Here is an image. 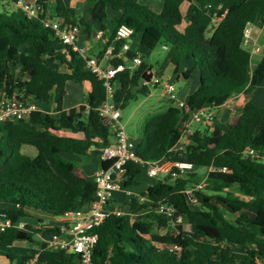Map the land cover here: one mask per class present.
I'll return each mask as SVG.
<instances>
[{
	"label": "trees",
	"instance_id": "trees-1",
	"mask_svg": "<svg viewBox=\"0 0 264 264\" xmlns=\"http://www.w3.org/2000/svg\"><path fill=\"white\" fill-rule=\"evenodd\" d=\"M17 1L0 3V99L5 94L53 102L54 107L50 114L37 110L27 120L0 123V215L12 222L31 218L28 212L57 218L85 210L96 185L62 154L77 156L85 165L93 150L111 145L114 137L111 124L97 113L106 96L102 81L44 22L78 25L86 35L89 26L62 0H53V14L48 13L50 0H35L39 11L34 18H28ZM146 1L86 0L90 8L100 2L110 12L113 34L119 26L130 28L131 39L139 37L146 50L153 51L157 45L173 50L174 74L182 60H190L199 78L182 107L169 101L164 110L143 118L134 147L137 161L124 166L122 187H135L142 164L159 160L188 162L208 171L203 188L195 192L196 207H190L184 196L196 181L194 173L155 183L127 201L109 199L105 209L112 214L94 229L98 239L92 264H255L256 258L264 260V107L249 99L235 120L205 123L192 130L181 151L172 149L194 111L208 107L215 112L234 94L252 96L264 82V57L251 69L250 50L242 45L246 24H264V0H163L159 12ZM104 16L100 13L98 19ZM133 56L127 53L128 59ZM110 62L125 64L116 58ZM148 67L142 60L139 67L113 79L118 84L112 98L117 109L122 111L157 88L142 80ZM68 82L89 87L78 109H63ZM62 131L80 137L57 134ZM23 146L34 147L36 156L22 154ZM101 166L107 169L109 163ZM221 206L234 216L227 218ZM167 208L172 215L165 212ZM131 216L137 218L133 225ZM39 225L0 232V257L17 258L11 247L17 242L32 244L41 232ZM138 226L147 233L137 232ZM51 232L58 234V229ZM20 258L23 264L28 260ZM34 262L81 264L76 253L45 249Z\"/></svg>",
	"mask_w": 264,
	"mask_h": 264
},
{
	"label": "built area",
	"instance_id": "built-area-1",
	"mask_svg": "<svg viewBox=\"0 0 264 264\" xmlns=\"http://www.w3.org/2000/svg\"><path fill=\"white\" fill-rule=\"evenodd\" d=\"M16 5L28 18H34L38 14L39 6L36 4L35 0H18ZM44 26L51 28L62 44L70 46L74 53L80 55L84 60L85 69L102 81L106 96L105 101L98 107L97 113L102 119H108V123L111 124L114 132V142L101 149V153L98 155L100 163L106 162L109 163V166L107 169H100L94 177L93 181L96 185V190L93 201L83 211L65 212L62 216L58 217L57 219L61 226L58 229V234H52L49 244L50 247L57 250L78 254L81 264H92V254L98 239L97 235L94 233V229L98 227L106 217L112 214L105 209V204L110 199L113 191L121 189L122 184H120V176L124 175V166L129 161H137L134 151L135 144L123 128L120 122L121 112L116 108L112 100L115 89L113 79L118 73L126 69L139 67L142 60L139 56H133L128 59V41L131 39L133 32L124 25L119 26L115 30V42L106 48V55L111 58L125 59V64L120 63L107 68L101 67L97 59L88 57L85 50L76 43L79 33L78 25H67L59 20L45 21ZM117 44H119L118 48H116ZM242 45L246 48L249 47L251 55L264 51V43L258 44L256 42L254 37V25L250 23L246 24L244 27ZM150 82L155 85H162V82L157 78H151ZM162 89L169 101L176 103L175 105L178 107L184 105V103L178 101L172 83L166 82ZM35 111H37V107L34 99L29 98L21 100L15 97H8L5 94L1 96L0 123L27 120L31 113ZM214 120V112L209 109L202 108L194 111L189 121L185 124L180 139L172 150L181 151L187 144V136L192 132L190 129L192 123H207L212 125ZM149 164L146 170V175L148 177H155L160 172L166 173L172 179L186 177L187 174L192 173L194 168L191 163L179 161L159 160L150 162ZM203 186V180L195 181V183L191 184L184 191L185 199L190 207H196L198 205L195 192L201 190ZM160 211H163V209H160ZM165 212L168 215H172L173 210L167 208ZM115 214L119 215L120 213L115 212ZM24 225L22 221L12 222L9 218L0 215V232L5 231L9 227L22 230ZM172 249H175V247H172ZM255 264H264V260L256 258Z\"/></svg>",
	"mask_w": 264,
	"mask_h": 264
},
{
	"label": "crops",
	"instance_id": "crops-1",
	"mask_svg": "<svg viewBox=\"0 0 264 264\" xmlns=\"http://www.w3.org/2000/svg\"><path fill=\"white\" fill-rule=\"evenodd\" d=\"M28 1V0H25ZM149 1V0H148ZM161 5L157 12L160 11ZM7 2V0H6ZM64 6L69 7L73 9L74 14L76 17L83 20L85 24L89 26V34L86 35L84 32L79 30L76 43L82 47L85 50V53L88 57H92L97 59L98 63L101 67L107 68L112 66L110 60L111 57L106 55V48L109 45L114 44V28L109 22V16L110 12L104 8H102V4L100 2H96L91 8L87 5L86 0H62ZM147 3V1H146ZM48 12L53 14L54 13V2L53 0H50L48 3ZM100 13H104V17L100 20L98 19V15ZM254 37L257 43H264V24L258 27V29H254ZM129 45V52L132 53L134 56H139L141 60L145 61V58H148L151 56L152 51L146 50L140 41L139 37L132 38L128 41ZM162 51L167 52L166 57V63L165 66L157 70L156 73H153L152 68L149 66V72L152 74V79L157 78L160 81L162 79H165L166 82L172 83L175 88L176 95L178 97V101L185 103V101L188 99V97L195 91L198 78H199V71L197 69H192V62L190 60H182L178 71L176 74L173 73V69H169L170 65V58L172 55L173 50L167 49L164 46L161 47ZM262 57H264V52H257L253 55H251V62H250V68L253 69L255 65L261 61ZM125 61V59H123ZM255 60V63L253 64L252 61ZM172 68V66H171ZM191 70L190 73L187 74V78L183 77V73ZM182 80L184 85L177 89L175 84ZM162 82V81H161ZM81 88V90L84 89V97L80 99H74L72 95L68 93L69 88H71V91L73 92L78 87ZM162 85H157V88L161 87ZM118 84L114 83V88H117ZM156 88V89H157ZM66 89V95L63 100V109L69 110L71 108H79L80 105H84L85 98L87 93L89 92V87L87 85H78L71 82H68L65 86ZM264 82H262L261 86L254 92L252 96L244 95L242 93L234 94L232 95L217 111L214 112V125L216 122L219 123H226L235 120V118L240 113L241 107L243 103L249 99L256 104L259 107H264ZM149 95V94H148ZM162 98L164 97L166 100L163 101L167 105L169 104V99L166 95H164L163 89L161 93ZM31 99V98H30ZM84 101V103H82ZM174 105L176 103H173ZM36 107L38 111H41L43 114L48 113L50 114L53 110L54 104L53 102L50 103H41L36 101ZM204 109H208V107H205ZM121 112V110H120ZM152 112V111H151ZM148 114V113H147ZM145 114L143 118L147 115ZM122 118V117H121ZM120 118V122L122 124ZM143 118L141 121H143ZM142 123V122H141ZM202 123H192L190 125V129L194 130L196 128H203ZM211 125V126H212ZM123 128L124 125L122 124ZM140 128V127H139ZM127 133V132H126ZM60 136H68V137H77L79 138L80 135L71 131H62L57 133ZM127 135L132 139L134 144L138 141V134L136 136H132L129 133ZM114 142V137L113 141ZM21 153L24 155H27L29 157H34L37 154V151L32 146H23L21 148ZM62 156L77 164L78 170L81 176L88 180H94L95 175L100 170L101 163L99 161L98 155H93L90 161L82 165L80 158L74 155L70 154H62ZM150 163V162H149ZM149 163H143L141 167V173L136 176L135 181L137 182V185L132 188H123L121 187L120 190H117L119 192H125V198L123 201H127L130 198L139 197L141 192L147 191L151 186H153L155 183H164V182H170L172 178L168 176L164 172L158 173L155 177H148L146 175V170L149 167ZM192 173L196 174V181L204 180L205 177H200L197 173H195L192 170ZM121 181L120 184L123 182V175L120 176ZM110 199L116 200L113 198V196L110 197ZM232 213V212H231ZM28 215L31 218H26L22 221L24 224H30V225H39V221H41L40 229L41 232L37 234L34 237V242L32 244H26L24 242H17L11 247V252L15 255H17V258H15L12 261L7 260L5 257H0V264H23L21 260V256H27L28 260L24 264H35L34 260L39 252H41L43 249L46 251H52L57 250L53 247H50L49 244L51 242V237L53 232L51 230L53 229H59L61 224L58 221V217H50L46 216L40 213L36 212H28ZM234 214L232 213V217ZM135 216H131L129 218L130 223L133 225L136 220L131 221ZM47 218V219H45ZM140 228H143L144 230H140ZM137 232L141 234L147 233L146 229L143 226H138L136 229ZM44 246L42 247V245Z\"/></svg>",
	"mask_w": 264,
	"mask_h": 264
},
{
	"label": "rangeland",
	"instance_id": "rangeland-1",
	"mask_svg": "<svg viewBox=\"0 0 264 264\" xmlns=\"http://www.w3.org/2000/svg\"><path fill=\"white\" fill-rule=\"evenodd\" d=\"M0 3L2 4H8L6 0H0ZM148 6L155 12L158 11L161 1L160 0H149L147 1ZM185 9V5L182 6V10ZM254 29H258L257 25H254ZM261 44V43H258ZM161 45H157L156 48L152 51V54L150 57L145 58V63L150 66L153 70V73H156L157 70L162 69L165 66L166 63V57L167 52L161 50ZM249 49V47H248ZM252 63H255V60L252 61ZM169 69L171 70V66H169ZM162 86L157 89H151L149 95L147 96H139L135 101L130 102L122 111H121V121L124 125V129L127 133H129L132 136H136L139 132V127L141 126V120L143 116L147 113H150L151 111L155 110H164L167 106L165 101L166 99L161 96L162 88L164 84L166 83L165 79H162ZM184 85L182 80H179L175 86L177 89L181 88ZM78 87V86H77ZM84 89L81 90L80 87L76 88L73 92L71 91V88H69L68 93L72 95V97L76 99H82L84 97ZM264 93V92H260ZM84 103V101H82ZM81 164L82 160L80 159ZM193 171L197 173L200 177H205L207 174L208 169L204 167H194ZM111 196L116 199V201H123L125 198V192H119V191H113L111 193ZM221 210L223 214L231 219L232 213L231 211L226 208L225 206H221ZM251 211H249L250 213ZM47 219V218H45ZM137 221V218L134 217L131 219V221ZM135 221V222H136ZM133 222V223H135ZM140 230H144L143 228H140Z\"/></svg>",
	"mask_w": 264,
	"mask_h": 264
},
{
	"label": "water",
	"instance_id": "water-1",
	"mask_svg": "<svg viewBox=\"0 0 264 264\" xmlns=\"http://www.w3.org/2000/svg\"><path fill=\"white\" fill-rule=\"evenodd\" d=\"M217 26V24H215ZM152 78V74L149 72V69H147L143 74H142V80L146 83H149ZM78 109V108H77ZM103 122L106 124L108 123V119H103ZM101 153L100 150H93L92 155H99ZM100 169H102V166H100ZM44 244L42 245V247Z\"/></svg>",
	"mask_w": 264,
	"mask_h": 264
}]
</instances>
